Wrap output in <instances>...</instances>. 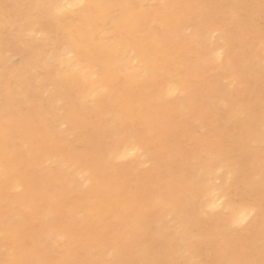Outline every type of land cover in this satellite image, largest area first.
Here are the masks:
<instances>
[{"label":"bare ground","instance_id":"1","mask_svg":"<svg viewBox=\"0 0 264 264\" xmlns=\"http://www.w3.org/2000/svg\"><path fill=\"white\" fill-rule=\"evenodd\" d=\"M0 264H264V0H0Z\"/></svg>","mask_w":264,"mask_h":264},{"label":"rangeland","instance_id":"2","mask_svg":"<svg viewBox=\"0 0 264 264\" xmlns=\"http://www.w3.org/2000/svg\"><path fill=\"white\" fill-rule=\"evenodd\" d=\"M14 62H18L17 60H14ZM124 164H126V165H128V164H130V161H127V160H125L124 162H123ZM131 164H132V162H131ZM137 172H140L139 170H137ZM153 227V229L155 230V231H157L158 232V225H153L152 226ZM238 230H240L239 228H238ZM158 235H160L159 237H157ZM249 237L250 238H254L255 236H254V234H251V235H249ZM155 241H156V243L157 244H161V243H164L165 242V238L161 235V234H157L156 235V238H155Z\"/></svg>","mask_w":264,"mask_h":264},{"label":"snow or ice","instance_id":"3","mask_svg":"<svg viewBox=\"0 0 264 264\" xmlns=\"http://www.w3.org/2000/svg\"><path fill=\"white\" fill-rule=\"evenodd\" d=\"M246 218H247V217H243V218H241V219H238V220L234 221V223H236V224L243 223L244 219H246Z\"/></svg>","mask_w":264,"mask_h":264}]
</instances>
